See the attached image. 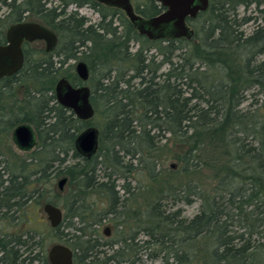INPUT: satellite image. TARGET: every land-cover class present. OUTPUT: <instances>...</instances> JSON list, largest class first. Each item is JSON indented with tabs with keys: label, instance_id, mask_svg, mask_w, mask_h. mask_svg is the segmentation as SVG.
Returning <instances> with one entry per match:
<instances>
[{
	"label": "trees",
	"instance_id": "obj_1",
	"mask_svg": "<svg viewBox=\"0 0 264 264\" xmlns=\"http://www.w3.org/2000/svg\"><path fill=\"white\" fill-rule=\"evenodd\" d=\"M130 1L144 18L163 10ZM70 5L90 6L99 19ZM27 17L57 44L46 53L39 42L23 43L21 69L0 80V136L21 123L36 135L27 158L6 164L8 180L21 184L0 204V263L48 264L27 214L51 203L64 209L52 235L74 251V264H135L141 249L165 264H264V0H209L189 20L190 39L158 40L92 0H0V44ZM70 60L89 70L88 121L56 101L59 79L82 84ZM87 126L98 130L90 158L74 146ZM194 202L198 212L185 217L182 206ZM21 219L28 229L12 235L6 227ZM103 221L120 236L101 240Z\"/></svg>",
	"mask_w": 264,
	"mask_h": 264
},
{
	"label": "water",
	"instance_id": "obj_2",
	"mask_svg": "<svg viewBox=\"0 0 264 264\" xmlns=\"http://www.w3.org/2000/svg\"><path fill=\"white\" fill-rule=\"evenodd\" d=\"M107 7L120 9L140 35L149 40L158 39H190L193 29L187 23V18L195 19L199 12L208 8V0H153L163 10L156 16L144 18L137 14L130 0H93ZM42 41L46 53L52 52L57 44L56 34L37 21H21L9 25L5 31V43L0 44V79L16 74L24 61L23 43ZM77 77L83 82L80 86H73L68 80L59 79L54 87L56 101L64 108L71 110L83 121L94 116V109L90 101V88L85 84L89 77V70L84 61L78 60L74 66ZM12 140L23 151L32 149L36 143L33 127L27 123L15 126ZM75 150L85 158L93 156L98 148V130L89 126L82 130L74 142ZM67 181L62 177L57 187L62 190ZM51 227H57L63 219V212L51 203L43 206ZM108 227L104 228V235L108 236ZM49 264H73V251L64 244H51L47 251Z\"/></svg>",
	"mask_w": 264,
	"mask_h": 264
},
{
	"label": "rangeland",
	"instance_id": "obj_3",
	"mask_svg": "<svg viewBox=\"0 0 264 264\" xmlns=\"http://www.w3.org/2000/svg\"><path fill=\"white\" fill-rule=\"evenodd\" d=\"M74 8H77L78 12L82 15H85L90 20V22H92V23L96 22L99 19L98 13L90 6L83 5L80 7H76L75 5H70L68 7V9H74ZM252 10H253V7H251V9H249L247 11V13H250ZM24 20L25 21H35L34 19L28 18V17ZM254 25L255 24H253V23L247 24L245 27L246 31L247 32L251 31L253 29ZM77 61L78 60H75V61L70 60L68 63L72 64L73 69H74V65ZM10 101H11L10 99L7 100V102H10ZM245 105H246V103H245ZM0 147H1L0 151L2 153H6V155H8V161H10L9 159L12 158L10 156V154L7 152L8 149H10L11 153L16 155L18 158L23 159V158H27L28 155L36 148V147L32 148L28 151L20 150L13 143L10 135H9V137L0 136ZM2 158L3 157H0V160ZM4 174H5V172H4ZM57 181H58V179L55 180V185H56ZM134 185H135V182H134ZM93 200H97V197L93 198ZM138 201L142 202L141 200H138ZM32 206L33 207L30 208V210L27 214V219L31 221V224H32L31 226L34 228V230L40 231L41 235H43V237H44L43 244L45 246V249L47 250L51 244L60 243V241L57 240L56 237H53L49 222L46 218L45 213L42 211V205L33 204ZM132 206L135 207L136 204H132ZM58 207H60V206H58ZM99 207H101V206L99 205ZM182 209H183V215L187 218H190L198 212L199 203L194 202L191 205L182 206ZM62 211L64 213V209H62ZM5 224H6V222L5 223L0 222V227L3 225V227L5 228ZM75 225H77V224H75ZM105 227H108V232H109L108 236L104 235V228ZM6 228L9 232L13 231L15 233H20V234L28 229L27 224L24 223V221L22 219L19 221V223L17 225H15L13 227H11V226L6 227ZM98 229H99V233L102 237L101 240L108 239V238L115 239V238L120 236V233L115 232V230L113 229L111 224L108 223L107 221H103L102 225H100L98 227ZM128 229L129 228L127 226H125V224L120 226V228H119V230L124 231L125 234L129 231ZM144 239H145V237L142 234H139L136 237L135 242H137L138 245H141V241ZM74 241H75L74 239L69 240L70 243H74ZM149 253H150V250H142L141 249L139 251V253L137 254V257L139 258V260L136 261L135 264H165L163 259H162V254L153 259L150 257ZM121 264H129V262L125 261V262H122Z\"/></svg>",
	"mask_w": 264,
	"mask_h": 264
},
{
	"label": "flooded vegetation",
	"instance_id": "obj_4",
	"mask_svg": "<svg viewBox=\"0 0 264 264\" xmlns=\"http://www.w3.org/2000/svg\"><path fill=\"white\" fill-rule=\"evenodd\" d=\"M93 1V0H92ZM95 2V1H94ZM97 3V2H96ZM208 3H209V0H208ZM113 8V7H112ZM118 9V8H117ZM162 9H163V7H162ZM120 10V9H119ZM189 20H191V19H189V18H187V23L190 25V23H189ZM190 27H191V25H190ZM41 43L42 45H44V43L42 42V41H33V42H30V43ZM26 43H28V42H26ZM75 66V65H74ZM74 73H75V70H74ZM76 74V73H75ZM77 76V75H76ZM3 79V78H2ZM2 79H0V80H2ZM79 79V78H78ZM80 80V79H79ZM82 84H83V82H82ZM81 84V85H82ZM76 86H80V85H76ZM55 93V92H54ZM76 117V116H75ZM77 118V117H76ZM80 120V119H79ZM83 121V120H82ZM17 126V125H16ZM87 127H89V126H87ZM86 127V128H87ZM15 127H13V129H14ZM13 129H12V131H11V133H10V136H11V139H12V132H13ZM13 141V140H12ZM13 143H14V141H13ZM15 144V143H14ZM17 147V146H16ZM36 147V143H35V145H34V147L33 148H35ZM18 148V147H17ZM19 149V148H18ZM8 152V151H7ZM1 157H3L2 158V161H1V166H2V169H1V174H0V204H5V203H7V195H8V192L9 191H7V188L8 187H10V195L12 196V194H18V193H16V192H14V189L16 190V189H19V186H20V184H21V180L19 179V178H15V179H12L11 181H9L8 180V174L6 173V171H5V168H6V164H7V162H8V155H6V153H2L1 152ZM7 157V158H6ZM10 160V163H11V165L12 164H14V163H16V164H19V160H21L20 158H18L17 156L15 157V158H10L9 159ZM4 172H5V174H4ZM60 178H62V177H60ZM59 178V179H60ZM58 179V180H59ZM58 182V181H57ZM57 182H56V189L58 190V191H60V192H62V191H64L65 190V186H66V183H67V181H66V183H65V185H64V187H63V189L62 190H59L58 189V187H57ZM19 191V190H18ZM21 192V191H20ZM18 197V196H17ZM12 201H14V199L12 200ZM15 202V201H14ZM44 204H46V203H44ZM44 204H42V211H43V206H44ZM56 206V205H55ZM60 208V207H59ZM61 209V208H60ZM62 210V209H61ZM0 212H1V210H0ZM44 212V211H43ZM63 212V211H62ZM46 215V214H45ZM17 216V215H16ZM46 218H47V216H46ZM48 220V219H47ZM63 220V219H62ZM49 222V221H48ZM62 223V222H61ZM60 223V224H61ZM59 224V225H60ZM50 225V224H49ZM58 225V226H59ZM51 227V226H50ZM51 228H53V227H51ZM54 228H56V227H54ZM11 234L12 235H15L16 234V236H18V234L19 233H15V232H13V231H11ZM54 244V243H53ZM50 247V246H49ZM69 247V246H68ZM70 248V247H69ZM71 249V248H70ZM72 250V249H71ZM47 251H48V249H47ZM73 251V250H72ZM1 254V253H0ZM47 254V253H46ZM47 260H48V258H47ZM1 264V263H0ZM48 264H49V261H48ZM73 264H74V251H73Z\"/></svg>",
	"mask_w": 264,
	"mask_h": 264
}]
</instances>
